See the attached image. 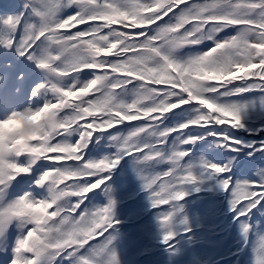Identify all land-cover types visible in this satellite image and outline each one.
<instances>
[{
	"label": "snow or ice",
	"instance_id": "obj_1",
	"mask_svg": "<svg viewBox=\"0 0 264 264\" xmlns=\"http://www.w3.org/2000/svg\"><path fill=\"white\" fill-rule=\"evenodd\" d=\"M0 49L43 76L28 106L0 109V241L13 224L21 230L7 264H121L110 182L126 160L171 254L192 231L186 198L208 180L229 197L247 244L253 209L264 208V168L235 180L231 160H195L192 146L211 137L229 153H264V140L233 134L249 109L264 112V0H24L0 18ZM10 77H0V96ZM25 80L16 73L17 85ZM185 106L194 114L173 124ZM102 133L115 152L91 158ZM260 239L254 264H264Z\"/></svg>",
	"mask_w": 264,
	"mask_h": 264
},
{
	"label": "bare ground",
	"instance_id": "obj_2",
	"mask_svg": "<svg viewBox=\"0 0 264 264\" xmlns=\"http://www.w3.org/2000/svg\"><path fill=\"white\" fill-rule=\"evenodd\" d=\"M9 8H13L11 7V5H9ZM18 9H13L11 11V13H0V18H2L5 15L8 14H15L16 12H18ZM70 11V10H69ZM0 53L2 54V56L6 57L10 55V58H12V56H15L14 53H5L3 51V49H0ZM3 58V57H2ZM5 60V58L3 59ZM17 65H14V69H16ZM8 70H5L3 68H0V77H4L6 72H11ZM15 71V70H13ZM25 82V81H24ZM20 88V91L17 93L16 92V88L17 86L13 85V79L12 76L9 79V90L8 93L6 95H3V100H4V109H8L9 110L12 107H15L17 105H26L28 102V98L27 95H24L22 90L24 89V83L22 85L18 86ZM28 106V105H27ZM103 144V142L98 141V145L97 143H95V145L93 146V150L94 152L91 153V158H99L101 156H99L98 151L101 147V145ZM200 146V145H199ZM114 147H111L110 145L108 146V149H113ZM90 153V151H89ZM128 164V166L125 169L124 175H123V179L119 182L116 183L115 181L110 182L115 193L117 194L119 198H117L119 201H121V203L118 204V207L116 209L117 215H125V216H130L133 217L135 216V213L133 212V210H131L128 207H125L122 204V199L124 197H127L128 194H130L133 189H135V187L139 184H134V180L132 179L133 177L136 178V174L134 173V169L132 167V163L131 160H128L126 162ZM162 167H167L166 165H162ZM123 174V165L120 167L119 171L116 172L115 177H121ZM16 185L14 184L13 187H15ZM126 195V196H124ZM124 196V197H123ZM123 197V198H122ZM94 204H104L101 202H93ZM183 224H178L179 229L183 228L182 226ZM119 230V229H118ZM120 233V231H119ZM21 234V232L19 233V235ZM137 234L132 231L129 233V230L127 231V234L125 235H119L116 239L115 243V247L116 250L118 252V255H125L127 257L128 261L125 262H121V264H147V261H142V262H134L132 255H134L135 253L139 252L140 250H144V249H150V248H154V245H151L149 243L145 244V243H141L138 241ZM212 238V237H211ZM6 240H2L0 241V248H6V251H0V264H7L6 261V257H10L12 254V248L13 246L7 245ZM207 242L210 244V248L206 251H202L201 253H193L190 254V247H189V243L184 244L183 239H180L178 242V245L176 246V250H180V252L178 254H175L173 256V258L171 260H164L161 259L158 262H156V264H184V263H198L200 261H206L208 264L212 263L216 257L221 256L220 253L226 252L229 248V246L231 245V239H224V240H215V238L212 239H207ZM242 257V256H241ZM120 261L121 258L119 257Z\"/></svg>",
	"mask_w": 264,
	"mask_h": 264
},
{
	"label": "rangeland",
	"instance_id": "obj_3",
	"mask_svg": "<svg viewBox=\"0 0 264 264\" xmlns=\"http://www.w3.org/2000/svg\"><path fill=\"white\" fill-rule=\"evenodd\" d=\"M261 113L264 114V112H261ZM244 123H245V129L239 130L238 132H235L233 134L234 135L238 134V138L241 135H246L247 137L246 138L244 137L242 139L246 144H251L253 141H255L257 136H260V135H262L264 133V130H262V127H264V119H260L259 118V115H258V113H257L255 108H251V109H249L248 112L245 113V115H244ZM263 136H264V134H263ZM242 150L240 152L244 153L245 157L248 158L249 157L248 152L251 151V149L250 148H243ZM217 152L219 153V155H221V153H224L226 151L224 149L218 148ZM240 152H238V154ZM236 154H237V152H232L229 155L235 156ZM225 157L230 158V157H228V155L225 156ZM259 159L261 161H264V153L260 154ZM249 166H250V162H249Z\"/></svg>",
	"mask_w": 264,
	"mask_h": 264
},
{
	"label": "clouds",
	"instance_id": "obj_4",
	"mask_svg": "<svg viewBox=\"0 0 264 264\" xmlns=\"http://www.w3.org/2000/svg\"><path fill=\"white\" fill-rule=\"evenodd\" d=\"M43 116H44L43 113H38L36 116H34V117L31 118V119H32V122H33L34 124H36L37 122L42 121Z\"/></svg>",
	"mask_w": 264,
	"mask_h": 264
}]
</instances>
